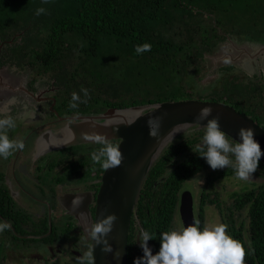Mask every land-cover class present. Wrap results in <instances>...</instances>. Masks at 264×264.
Segmentation results:
<instances>
[{
    "label": "trees",
    "instance_id": "16d2710c",
    "mask_svg": "<svg viewBox=\"0 0 264 264\" xmlns=\"http://www.w3.org/2000/svg\"><path fill=\"white\" fill-rule=\"evenodd\" d=\"M39 7L47 13L37 16ZM258 26L264 30V0H49L47 4L0 0V45L7 47L0 57L14 66L24 64L37 75L50 74L58 88L57 98L68 113L100 114L111 108L207 100L194 98L187 86L192 70L198 71L204 54L211 50L212 40L231 29L257 39ZM144 43L152 45L151 51L137 54L136 45ZM231 85L232 89L226 85L224 91H244L241 84ZM82 87L89 89L90 98L71 109V95L75 91L83 99ZM235 107L264 126V114ZM203 131L192 139L173 142L155 163L140 196L139 226L155 236L148 242L155 255L161 247L160 234L176 228L184 185L206 174L198 210L201 226H205V209L215 205L227 231L246 247L251 242L255 248L254 255H246V264H264V183L232 193L233 203L227 207L211 198L216 183L235 176V171L231 167L213 170L195 152ZM104 170L96 163L86 174L87 180L101 178ZM257 171L264 177L261 161ZM136 222L133 218L129 264L144 255L134 234Z\"/></svg>",
    "mask_w": 264,
    "mask_h": 264
},
{
    "label": "flooded vegetation",
    "instance_id": "af4514ba",
    "mask_svg": "<svg viewBox=\"0 0 264 264\" xmlns=\"http://www.w3.org/2000/svg\"><path fill=\"white\" fill-rule=\"evenodd\" d=\"M259 30L260 33H255L258 34L257 39L251 33L237 34L231 29V31L220 32V35L225 38L221 36V39L216 37L212 40L211 50L204 54L201 62L206 60V63L209 64V61L213 60L214 62V58H216L214 67L219 70L216 72L217 74L215 73L217 86L212 88L210 98L201 101L228 102L233 107L249 110L254 115L264 114V109H262L264 105V30L260 27ZM245 38L248 40L249 47L260 46L256 49L255 54L245 52V48V51L241 50V53L245 52L244 57L254 69L252 73L240 69L239 67L242 65L238 64L232 53L236 48L243 47L238 46V39ZM242 44L247 45L245 42ZM3 45L5 44L0 45V52ZM228 46H230L228 51L224 50ZM2 54L0 53V55ZM5 61L6 57L1 56L0 70L9 63ZM16 67L20 70L22 68L29 69L24 64ZM4 82H9L12 86L9 94L6 91L7 88L0 87V105L8 102L9 98L16 100L20 96L28 99L29 102L20 103L24 111L17 117L25 118L24 112L31 115L37 114L36 120L39 119L40 125L26 134L23 139L25 143L23 150L16 152L8 159L0 158V219L7 220L12 224V229L4 232L8 243L12 246L9 247L8 244L5 246L3 243L5 248L1 256L5 259L10 258L16 264H22L25 258H28L27 261L33 260L35 256L36 262L58 261L60 264H66L67 261L71 262L70 260H79L86 253L91 252L92 254V238L89 233L95 224L97 195L100 190L101 178L87 180L86 174L96 165L91 159L93 151L78 149V146L91 148L96 144L89 143L48 152L38 151V143L41 140L44 142V147L48 145L44 134L52 130L55 131L56 128L65 127L69 122L66 118H72L79 114L68 113V107L59 102L58 88L54 79L50 89L41 91L37 82L34 85H32V80L25 83L23 79L18 80L13 73L0 71V84ZM231 83L243 85L244 91L241 94H235L229 90L225 92L226 85L229 86V89L233 88ZM16 103L18 102H14L12 105H16ZM17 108L19 107L17 106ZM59 109L64 110L65 114H61ZM235 109L237 108L235 107ZM26 118L29 121H35L27 115ZM41 128L43 131L37 134ZM11 131L10 138H15L16 135ZM111 142L118 143V141ZM78 194L92 195L89 206L90 214L84 212L81 206L79 209H73L71 196ZM136 224L139 225V221ZM46 226L49 229L44 232ZM137 231L135 226V238L137 244L140 245ZM132 232L131 225L130 235ZM138 235L140 236V234Z\"/></svg>",
    "mask_w": 264,
    "mask_h": 264
},
{
    "label": "water",
    "instance_id": "95a60500",
    "mask_svg": "<svg viewBox=\"0 0 264 264\" xmlns=\"http://www.w3.org/2000/svg\"><path fill=\"white\" fill-rule=\"evenodd\" d=\"M5 82L0 84V87L7 88L6 91L9 93L12 85ZM24 91L26 92L25 89ZM205 106L213 108V116H219L222 130L229 134L231 139H239L238 133L241 128H253L256 139L261 143L262 151H264V126L256 123L246 113L237 111L232 105L197 99L123 109L111 108L101 114H79L72 118H66L69 120L68 124L59 131L52 130L44 134L48 145L44 147V142L41 140L38 143V151H56L94 143L84 139L86 133L104 134L110 142L118 141L121 146L123 156L121 164L105 169L101 177L94 219L96 223L108 215L115 214L117 216L113 230L106 237L107 243L113 251H104V246L96 245L92 239L93 264H129L130 227L133 218L139 221L137 208L149 173L163 152L177 137L188 130H204L207 120L199 121L197 117L200 109ZM211 118L209 117V119ZM150 120L153 122L152 127L158 126L159 135L157 137L149 134ZM177 125H187V127L184 131L175 133L173 129ZM260 161L264 164V157H261ZM71 197L73 200L82 198L81 209L90 214L91 194H78ZM179 213L183 227L196 220L193 197L189 192H185L181 196ZM119 254L121 255L117 258Z\"/></svg>",
    "mask_w": 264,
    "mask_h": 264
},
{
    "label": "clouds",
    "instance_id": "9594fccd",
    "mask_svg": "<svg viewBox=\"0 0 264 264\" xmlns=\"http://www.w3.org/2000/svg\"><path fill=\"white\" fill-rule=\"evenodd\" d=\"M42 2L47 4L49 0H42ZM47 11L45 7H39L35 14L39 16L46 14ZM151 48L150 43L137 44L135 51L137 54H143L151 51ZM80 91L83 93V99L79 93L74 91L69 103L71 109H77L80 103L88 102L89 89L82 87ZM209 117L212 118L209 119ZM197 119L207 120V124L204 126L201 142L196 146L195 152L205 158L213 170L231 167L239 180L248 181L252 178L253 173L259 168L261 157H264V151H262L261 143L256 139L255 130L251 127L241 128L238 133L239 139H231L229 134L222 130L219 116H213L211 106L202 107ZM152 123L150 120L149 134L157 137L159 135L158 126L154 128ZM16 127L17 121L14 117L0 118V158L8 159L25 148L23 140L10 138V131ZM186 127L187 125H177L173 131L175 133L184 131ZM84 139L101 146L91 153V159L100 163L104 169L114 168L121 164L123 156L119 143L110 142L106 135L100 133H86ZM82 202V198L73 200V209H79ZM116 220L115 214L108 215L97 221L89 233L96 245H103L106 252L113 251L106 237L113 230ZM11 229L12 224L9 221L0 219V234ZM227 229L228 225L224 223L202 227L198 219L194 220L186 227L162 232L160 234L161 247L155 255L148 243L151 239H155V236L147 230H142L139 241L144 255L137 257L135 264H246V255H254L255 248L251 242H248L246 247ZM79 264H93L91 252L86 253L80 259Z\"/></svg>",
    "mask_w": 264,
    "mask_h": 264
},
{
    "label": "rangeland",
    "instance_id": "374dc122",
    "mask_svg": "<svg viewBox=\"0 0 264 264\" xmlns=\"http://www.w3.org/2000/svg\"><path fill=\"white\" fill-rule=\"evenodd\" d=\"M207 17V16H205ZM212 20H214V16L211 17ZM210 22V21H207ZM227 33V32H226ZM16 38H18V34L16 36ZM21 39V38H19ZM15 40L10 41L11 44H14ZM22 40H18V43L21 44ZM242 42H245L247 45L242 44ZM238 46H243L241 48H236L235 51H233L232 53L234 54V58L238 61V64L242 66H240V69L243 70H247L249 73L253 72L254 69L251 66V63H249V61L246 60V57H244L246 54L245 52H249L251 54H255L256 53V49L258 47L255 46H251L249 47L248 44V40L245 39H238L237 41ZM245 45V46H244ZM1 47V46H0ZM6 45H3L1 48V54L5 53L6 50ZM228 48H230V46L225 47L224 50L228 51ZM246 51H245V49ZM241 50L245 51L241 53ZM215 57V56H214ZM209 60V59H208ZM215 60L216 58H214V62L213 60L210 62L209 64L206 63V60H204L203 62L200 63V68L198 69L197 72H195V70H192V75L193 77H191V83L188 82L189 84H191V86L188 84L187 87L189 91L192 92L194 98H198V97H206V98H210L211 97V91L213 90L212 88L214 86H217V79H216V72L219 70H216L215 66ZM260 70V68H259ZM1 71H4L6 73H10V74H15V77L18 80H22L25 83H28L29 81L32 80V85H34L36 82L38 83V85L40 87H38L41 91L42 90H47L50 89L53 85V78L49 75L46 76H38L36 74V72L31 69V68H27L24 69L22 68L21 70L19 68H17L16 66L12 65L11 63H7V65H5V68H3ZM19 72V73H18ZM17 73V76H16ZM216 73V74H215ZM245 74H247L246 72H244ZM240 75H244V74H240ZM15 81V79H13ZM16 82V81H15ZM210 84H213V86H210ZM24 87H26L24 85ZM9 94V93H8ZM52 94V93H51ZM26 98V97H25ZM199 100V99H197ZM30 100L28 99H24L21 98L20 96L18 97V99L13 100L12 99H8V102L0 105V118L2 117H6V116H14V118H16L17 120V127L11 131L14 135H16L15 139L17 140H23L26 136V134H29L34 128H38L40 125L39 119H37V114L36 115H31L30 113H26L24 112L23 115L25 114V118H20L17 117L19 116L20 113H22L24 111V109H22V105H20L21 102H29ZM14 102H18L16 103V105H12V103ZM17 106L19 108H17ZM27 112H29L28 110H26ZM26 115L29 116L30 118L34 119L35 121H29L28 118H26ZM28 119V120H27ZM59 129H61V127L56 128L55 131H59ZM43 131V128L39 129L37 131V134H40ZM40 132V133H39ZM199 132L198 129H192V130H188L186 133L181 134L182 137H177V139L175 140L176 142L178 141H186L188 139H192L194 136H198L199 134H197ZM201 138V137H200ZM174 141V142H175ZM80 149H84L85 151H87V148H82L79 147ZM171 170V169H170ZM259 172L256 171L255 173H253L252 178H250L248 181H241L239 180L236 175L220 180L216 183L215 188L212 191V196L211 198L213 199H219L220 202L223 204L224 207H227L229 205H231L233 203V199L231 198V194L234 192H241L246 190L247 188H253L255 185L254 184H262L264 183V177L261 176L260 174H258ZM206 186V174L205 175H201L196 177L195 179H193L192 181L186 183L184 185V187L186 188V190L183 192H189L190 195H192L193 197V205H194V214H195V218L196 220L198 219V210H199V205H200V201H201V193L202 190L204 189V187ZM246 214L243 215V218L245 219ZM219 223H223L222 222V218H221V214L219 209L215 206V205H208V207L205 209V226L208 227H212L216 224ZM175 224H176V229L182 228L183 224L181 222L180 217L178 216L177 219L175 220ZM136 227L138 229V231L136 232L137 234V238L139 237L138 234H141V227L136 224ZM11 247L12 245H10L8 243L7 237L4 236L3 234H0V256L2 255L3 249L5 248V246ZM36 256L33 257V260L27 261L28 258H25V260H23L22 264H60V262L58 261H47V262H36ZM71 259V258H70ZM81 259V258H80ZM79 260H70L71 262H66V264H79ZM0 264H16L13 263L12 260L9 259H5L4 257H0Z\"/></svg>",
    "mask_w": 264,
    "mask_h": 264
}]
</instances>
